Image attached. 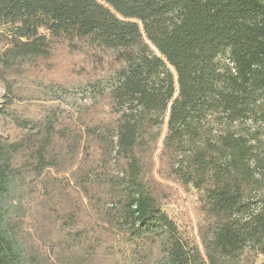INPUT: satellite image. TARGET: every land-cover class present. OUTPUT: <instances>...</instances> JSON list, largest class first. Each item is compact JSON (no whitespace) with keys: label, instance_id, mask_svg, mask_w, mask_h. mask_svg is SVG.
Wrapping results in <instances>:
<instances>
[{"label":"trees","instance_id":"16d2710c","mask_svg":"<svg viewBox=\"0 0 264 264\" xmlns=\"http://www.w3.org/2000/svg\"><path fill=\"white\" fill-rule=\"evenodd\" d=\"M0 79V264H264V0H0Z\"/></svg>","mask_w":264,"mask_h":264},{"label":"rangeland","instance_id":"374dc122","mask_svg":"<svg viewBox=\"0 0 264 264\" xmlns=\"http://www.w3.org/2000/svg\"><path fill=\"white\" fill-rule=\"evenodd\" d=\"M5 92V86L0 79V99H2ZM31 132L29 129L18 128L9 117L0 115V138L4 143L22 141ZM167 184H169L170 194L174 200V202L167 205V214L178 221L182 230L187 231L191 236L197 235L199 223L203 219L200 208V195L193 189L186 191L173 183L167 182Z\"/></svg>","mask_w":264,"mask_h":264}]
</instances>
